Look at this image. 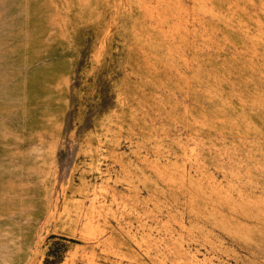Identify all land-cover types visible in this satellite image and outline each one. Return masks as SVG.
Segmentation results:
<instances>
[{
  "label": "rangeland",
  "instance_id": "374dc122",
  "mask_svg": "<svg viewBox=\"0 0 264 264\" xmlns=\"http://www.w3.org/2000/svg\"><path fill=\"white\" fill-rule=\"evenodd\" d=\"M0 264H264V0H0Z\"/></svg>",
  "mask_w": 264,
  "mask_h": 264
}]
</instances>
